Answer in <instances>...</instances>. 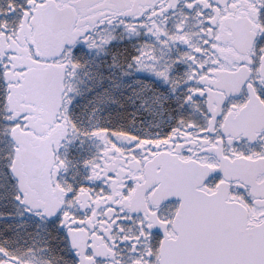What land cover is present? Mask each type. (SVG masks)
Wrapping results in <instances>:
<instances>
[{
  "label": "snow or ice",
  "instance_id": "snow-or-ice-1",
  "mask_svg": "<svg viewBox=\"0 0 264 264\" xmlns=\"http://www.w3.org/2000/svg\"><path fill=\"white\" fill-rule=\"evenodd\" d=\"M0 264H264V0H0Z\"/></svg>",
  "mask_w": 264,
  "mask_h": 264
}]
</instances>
